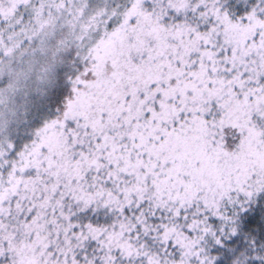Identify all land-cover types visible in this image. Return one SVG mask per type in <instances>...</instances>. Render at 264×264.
<instances>
[{"label": "snow or ice", "instance_id": "obj_1", "mask_svg": "<svg viewBox=\"0 0 264 264\" xmlns=\"http://www.w3.org/2000/svg\"><path fill=\"white\" fill-rule=\"evenodd\" d=\"M5 72L0 264H264V0H0Z\"/></svg>", "mask_w": 264, "mask_h": 264}, {"label": "rangeland", "instance_id": "obj_2", "mask_svg": "<svg viewBox=\"0 0 264 264\" xmlns=\"http://www.w3.org/2000/svg\"><path fill=\"white\" fill-rule=\"evenodd\" d=\"M60 38H61V37H59V36H53V37L51 38V41H50V42L52 43L53 46H55L56 41L59 40ZM10 75H11V74L6 73V72H5V73H0V77H4V78H5L6 76H10Z\"/></svg>", "mask_w": 264, "mask_h": 264}, {"label": "trees", "instance_id": "obj_3", "mask_svg": "<svg viewBox=\"0 0 264 264\" xmlns=\"http://www.w3.org/2000/svg\"><path fill=\"white\" fill-rule=\"evenodd\" d=\"M7 73V72H6ZM6 78V77H5ZM4 77H0V80H3V79H5Z\"/></svg>", "mask_w": 264, "mask_h": 264}]
</instances>
